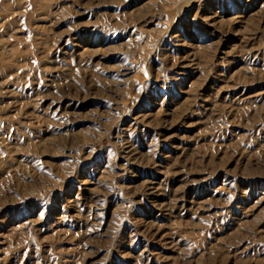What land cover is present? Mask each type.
I'll return each instance as SVG.
<instances>
[{
    "label": "rangeland",
    "instance_id": "374dc122",
    "mask_svg": "<svg viewBox=\"0 0 264 264\" xmlns=\"http://www.w3.org/2000/svg\"><path fill=\"white\" fill-rule=\"evenodd\" d=\"M0 264H264V0H0Z\"/></svg>",
    "mask_w": 264,
    "mask_h": 264
}]
</instances>
